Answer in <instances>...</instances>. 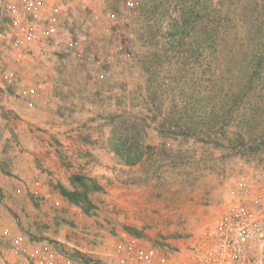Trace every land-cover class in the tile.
Segmentation results:
<instances>
[{
    "label": "rangeland",
    "instance_id": "1",
    "mask_svg": "<svg viewBox=\"0 0 264 264\" xmlns=\"http://www.w3.org/2000/svg\"><path fill=\"white\" fill-rule=\"evenodd\" d=\"M59 1L79 54L65 41L23 64L0 54L11 76L0 88V168L12 181L0 188V219L78 259L113 264L125 238L186 251L264 187L263 107L242 102L222 124L230 106L188 95L189 54L171 52L170 24L206 0H94L93 10ZM202 27L195 21L183 50ZM249 252L264 264V244Z\"/></svg>",
    "mask_w": 264,
    "mask_h": 264
},
{
    "label": "built area",
    "instance_id": "2",
    "mask_svg": "<svg viewBox=\"0 0 264 264\" xmlns=\"http://www.w3.org/2000/svg\"><path fill=\"white\" fill-rule=\"evenodd\" d=\"M82 3L93 10L94 0ZM68 9L59 0H1L0 54H9L23 64L33 60L38 51L59 52L63 41L77 54L78 42L64 27L70 20ZM10 83L11 76L2 72L0 88ZM40 185L36 183V187ZM4 239L16 257L15 264H112L75 258L54 243L35 240L23 231L5 234ZM263 244L264 187H260L227 206L186 251L165 252L125 238L115 244L113 264H257L249 250Z\"/></svg>",
    "mask_w": 264,
    "mask_h": 264
},
{
    "label": "trees",
    "instance_id": "3",
    "mask_svg": "<svg viewBox=\"0 0 264 264\" xmlns=\"http://www.w3.org/2000/svg\"><path fill=\"white\" fill-rule=\"evenodd\" d=\"M214 1L206 0L198 12L187 5L182 17L172 21L170 50L189 54L190 97L230 106L220 114L224 124L242 102L253 99L264 109V0H217L216 5ZM195 21H202V36L183 50V38L193 31ZM195 67L197 75L188 72ZM259 128L264 138V126ZM141 156L138 153L135 161L126 164L137 165Z\"/></svg>",
    "mask_w": 264,
    "mask_h": 264
},
{
    "label": "crops",
    "instance_id": "4",
    "mask_svg": "<svg viewBox=\"0 0 264 264\" xmlns=\"http://www.w3.org/2000/svg\"><path fill=\"white\" fill-rule=\"evenodd\" d=\"M28 115V114H27ZM25 121H32L31 117L25 116ZM28 136V135H27ZM40 151L37 150V153H39ZM50 164V162H48V165ZM29 166H31L32 168L34 167V165L31 163L28 164ZM33 169H37V168H33ZM26 183H29V181H26ZM12 184L11 179L6 176L0 168V188H2L4 194H8L9 193V189H10V185ZM10 222L8 221H4L0 219V264H15L16 262V257L14 256V254L11 252L8 243L5 241L4 239V235L8 234V235H12L17 231V227L16 225H14L13 223L9 224Z\"/></svg>",
    "mask_w": 264,
    "mask_h": 264
}]
</instances>
